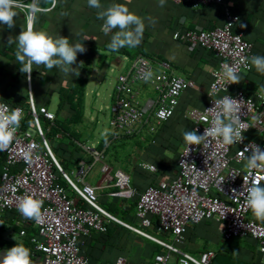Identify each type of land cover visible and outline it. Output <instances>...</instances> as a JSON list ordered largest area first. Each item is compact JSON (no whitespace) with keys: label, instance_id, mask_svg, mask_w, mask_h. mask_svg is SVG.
I'll return each mask as SVG.
<instances>
[{"label":"built area","instance_id":"2783aa9c","mask_svg":"<svg viewBox=\"0 0 264 264\" xmlns=\"http://www.w3.org/2000/svg\"><path fill=\"white\" fill-rule=\"evenodd\" d=\"M170 1L185 3L193 9L208 3L222 5L224 21L221 25L175 30L171 37L183 43L188 52L201 48L216 59L210 71L211 79L204 105L184 110L191 130L202 135L211 126L213 118V113L207 110L214 107L215 100L229 95L240 102L238 116L248 126L242 132L244 139L226 147L214 138H209L207 143L201 145L188 146L184 141L176 155L175 175L170 179L151 182L138 194L133 211L138 226H133L104 210L96 202L95 192L98 187H112L108 195L131 198L134 190L129 184L128 175L119 169L113 170L104 159L102 150L93 147H85V150L100 162L101 177L97 185L84 180L89 165L81 158L70 166H75V171H64L54 157L38 120L39 116L51 120L53 113L44 106H35L28 91V112L32 117V125L23 129L19 127L9 148L0 151L3 157L0 169V221L5 212H13L20 226L17 232L20 238L26 236L24 227L27 223L33 227L28 240L40 252L42 264H109L100 261L90 263L80 251L79 238L88 236L91 231L104 232L110 221L161 247L159 252L153 254L150 264H210L214 251L208 249L193 255L178 247L184 243L189 226L209 219L221 222L222 240L249 237L256 242V251L264 255V222L253 216L245 200L246 189L253 180L260 179L264 185V170L250 172L245 167L246 161L239 155L250 144L259 145L264 150V91L258 88L252 95H247L241 89H232V84L225 85L226 92L221 88L215 94L212 90L223 63L238 66L239 72L249 70L238 62L241 57L250 58L251 43L233 30L238 17L224 0ZM25 18L28 25L26 12ZM149 70L153 75L145 81L142 75ZM28 75L25 73L27 81ZM193 86L191 79L175 75L167 62L136 53L129 66L116 76L112 86L108 120L112 137L153 135L161 123L171 116L180 93ZM143 89L152 92L145 102L139 100ZM0 103L10 109L23 110L21 105H11L1 98ZM249 129L255 131L258 139L246 136ZM31 145H35L32 149L33 158L28 161L23 153ZM250 154L251 148L244 153L245 156ZM137 165L155 172L145 167L153 164L139 161ZM59 177L65 180L67 187L60 184ZM26 195L43 201V223L25 219L19 212V201ZM152 219L155 220L154 225ZM147 228H152L161 237L148 233L145 230ZM112 264H125V261L117 257Z\"/></svg>","mask_w":264,"mask_h":264},{"label":"crops","instance_id":"0c3cea01","mask_svg":"<svg viewBox=\"0 0 264 264\" xmlns=\"http://www.w3.org/2000/svg\"><path fill=\"white\" fill-rule=\"evenodd\" d=\"M224 2L238 17L233 30L251 43L250 57L264 56V0H224ZM23 3L27 4L31 1L23 0ZM100 3L105 9L112 4H125L131 12L143 18L145 24L143 38L137 47H125L117 52L109 51L107 45L118 29L105 35L101 31L103 21L97 19L98 9L89 7L87 0H40L39 6L47 11L37 13L34 24V30L47 32L53 37L68 38L70 44L81 42L86 48L84 53H77L76 62L71 65L79 74L83 68L88 73L84 86L83 107L87 95L96 91L95 86L87 89L90 79L93 77L94 81H100L98 83L101 84V76H104L109 68L119 71L122 61L136 53L153 60L167 62L175 75L191 79L194 83L193 87L186 88L180 93L171 116L161 123L155 134L123 139L116 144L119 146L113 149L114 156H110L111 163L114 169H119L128 175L129 184L134 190L133 196L129 199L112 196L109 198L108 192L113 189L112 187L96 189L98 203L104 210L125 223L138 226L134 212L130 218L123 213L131 208L134 211L135 199L148 184L157 179H170L175 175V159L184 142L183 132L191 131V123L185 117L184 110L188 107L201 108L204 105L206 90L211 79L210 71L216 64V59L209 51L195 48L188 52L183 43L173 39L171 34L175 30L186 28L205 29L221 25L224 21L223 10L219 3H208L193 9L185 3H175L170 0H165L163 7L159 6V0H100ZM16 11L18 15L14 18L15 24L12 28L0 23V95L12 103H23L24 96L29 91L33 103L45 108L54 96L55 110L58 87L69 85L76 74L74 72L65 75L55 67L49 70L43 65H33L30 79L28 81L25 79L19 69L21 65L15 57L17 45L8 42L9 37L14 40L21 31L27 30L24 12L21 9ZM241 25L245 26L241 27ZM239 74L241 81L232 84V89H241L247 95H252L258 88L264 89V74L257 72L251 65L250 70L241 71ZM110 94L111 91L108 93L109 98ZM151 96L152 92L149 89H143L139 100L145 102ZM62 112L67 115L66 112ZM246 136L258 139L253 129H249ZM77 155L81 157L80 153ZM139 161L154 164L156 171L149 172L139 167L137 165ZM97 184L98 181L93 185ZM208 222L214 225L212 236L209 232L211 230L208 229L207 232L206 228L199 226ZM221 226V222L215 219L189 226L184 243L181 244L184 248L181 250L196 253L211 250L205 246V241L213 238L216 243L222 242ZM108 227L113 231L114 239L101 240L100 235L95 232L88 237L80 238V250L89 260L111 264L117 257H122L125 264H150L153 254L161 249L152 240L122 228L118 223L109 222ZM19 229L14 213L5 212L0 221V260L8 249L15 244H22L30 249L33 264H42L40 252L35 250L28 240V236L33 233V227L29 223L25 225L24 238L18 237ZM145 230L157 237L152 228ZM229 250L240 261L248 264H264V255L256 254L251 243L234 245ZM215 256L216 254L210 264L214 263ZM221 261L222 264H231V259Z\"/></svg>","mask_w":264,"mask_h":264},{"label":"clouds","instance_id":"9594fccd","mask_svg":"<svg viewBox=\"0 0 264 264\" xmlns=\"http://www.w3.org/2000/svg\"><path fill=\"white\" fill-rule=\"evenodd\" d=\"M87 2L89 7L98 9L97 19L103 21L101 31L105 35L118 29L111 36L110 43L107 45L109 51L117 52L125 47L135 48L141 43L145 28L144 20L131 12L125 4L116 3L105 9L100 0H87ZM164 4L165 0H159V6L163 7ZM39 5L40 0H31V3L27 4L23 3V0H0V23L7 25L8 28H12L15 24L14 18L18 15L16 9L26 10L27 30L21 31L14 40L10 37L8 40L9 43L17 45L15 57L21 65L20 72L29 74L28 79H30L33 65H43L49 70L54 67L58 68L65 75L74 72L79 75V72L71 65L76 62L77 53H84L86 48L81 42L70 44L68 38L53 37L47 32L34 30L36 14L47 11ZM244 26L241 25V27ZM238 63L249 70L251 65L257 72L264 74V56L241 57ZM152 75V71L149 70L143 73L142 78L148 81ZM240 81L239 67L223 63L212 90L215 94H218L221 88L226 92V84H237ZM240 109V102L229 95L215 100L214 107L207 110L213 113L211 126L205 129L202 135H198L196 130L184 131L185 143L188 146L201 145L207 143L209 138H214L220 141L221 146L226 147L242 142L244 139L242 132L247 130L248 126L238 116ZM22 119L23 110L21 108L10 109L7 105L0 103V151L7 150L15 140ZM103 135L105 138L107 137V130ZM34 147L35 145H31L24 151L23 155L26 160H32ZM249 148H251V154L245 156L244 153L248 152ZM239 155L246 161L245 167L250 172L257 169L264 170V150H261L259 145L250 144L240 151ZM145 167L156 171L154 164L145 165ZM235 175L238 174H233V176ZM246 193L247 207L251 209L257 220L264 222V185L261 184L260 179L253 180L248 185ZM42 207L43 201L31 195L24 196L18 204V210L22 216L37 223L44 221ZM0 264H33L30 249L22 244H15L14 247L8 249L3 259L0 260Z\"/></svg>","mask_w":264,"mask_h":264},{"label":"trees","instance_id":"16d2710c","mask_svg":"<svg viewBox=\"0 0 264 264\" xmlns=\"http://www.w3.org/2000/svg\"><path fill=\"white\" fill-rule=\"evenodd\" d=\"M21 10L24 12V15H25L26 10L25 9H21ZM132 56H133V54L131 55V57ZM87 74H88L87 71L83 68L81 70L80 74L76 75L72 79V81L69 85L58 87V89L56 91L57 105H56V108H55L54 113H53V118L51 120H47V119H44L42 116H39L42 118L43 122L46 124V127H45V133L46 134L44 135V131L42 130L43 135H44V137H46L48 139L53 153L55 152V154L61 158V160H58V163L60 164L61 168L64 171H65V169L69 168L72 165V163H74V161L81 158L80 156L77 155V153H81V152L87 153L86 150L79 148V146H78L79 143L78 144L76 143V142H78V132H76L75 130H73L71 128L72 124L80 123L83 119V95H84V86H85ZM23 75L25 77V73H23ZM0 98L3 101H6L7 103H9L11 105L19 104L22 106V108H23V119L20 121V128L23 129V128H27L30 125H32L31 124L32 117L28 112L27 93L24 96L23 103H19V102L18 103H12V102L6 100L1 95H0ZM60 111L66 112L67 115H65L64 117L61 116L59 114ZM57 133H60L61 136L66 137L68 139L71 147L67 146L66 143H64L63 141L57 140L56 139ZM143 135L144 136H146V135L150 136L149 134H143ZM126 138H134V137L120 136L118 138H114V137H112V133H108L107 137L105 138V136H103L97 142V144L94 145L93 148L95 150H102L103 154L104 153L107 154L108 156L105 158V160L108 163H110V161L112 160L110 158V156L111 157L114 156L113 155V149L116 146L117 147L119 146L116 144L119 141L126 139ZM114 142H116V143H114ZM2 162H3V157L0 154V169L2 166ZM59 182L64 187H67L65 180H63L60 177H59ZM116 198H118V197H116ZM119 199H123V198H119ZM135 201H136V199H135ZM134 205H135V202H134ZM110 222H112V221H110ZM152 223H153V225L155 224L154 219H152ZM123 227L124 226H122V228ZM124 228H126V227H124ZM128 230H130V229H128ZM94 232L95 231H91L88 236H90ZM95 233H98L100 235L101 240H106V238L114 239V237H115V235L113 234V231L111 229H109L108 223H107L106 230L104 232H95ZM156 235L160 236L157 233H156ZM88 236H82V237H88ZM119 237L120 236H118V238ZM80 238H79V240H80ZM225 242H229L231 244V245L229 244V246H230L229 248L226 247V249H227L226 251H230L229 249L232 246L238 245L240 243H251V244H253L255 253L260 255L256 251V242L249 237L231 238L228 240H222V243H225ZM79 243H80V241H79ZM160 250H158L156 252H159ZM81 253L83 254V252H81ZM214 255H215V253H214ZM88 261L90 263L98 262V261H91L89 259H88ZM100 262H104V261H100ZM210 263H211V261H210ZM231 264H248V263H245V262L240 261L239 259L233 257V258H231Z\"/></svg>","mask_w":264,"mask_h":264},{"label":"rangeland","instance_id":"374dc122","mask_svg":"<svg viewBox=\"0 0 264 264\" xmlns=\"http://www.w3.org/2000/svg\"><path fill=\"white\" fill-rule=\"evenodd\" d=\"M131 58L132 57L124 59L122 61V66L119 71L109 68V70L106 71V74L104 76H101L102 78L101 84L98 83L100 81L98 82L94 81L93 77L90 79L91 81L88 82L87 89L90 88V86H95L96 91L91 94L89 93L87 97L84 99V107H83L84 117L82 121L80 123L71 125V128L75 130L76 132H78V142L76 143L77 144L79 143L78 144L79 148H82L85 150V147H91V145H96L97 142L104 136L103 131L105 130L111 131V128L108 126L109 106L111 104V99L109 98L108 93L112 91L111 88L113 86L116 76L119 73L123 72L129 66L131 62ZM34 105L38 106L37 103H35ZM47 110L54 113V96H52L50 103H48ZM59 114L63 117L65 116V114L62 111H60ZM38 120H39L40 127L44 131V135H45L46 134L45 133L46 124L43 122L41 117H39ZM57 134H58L56 136L57 140L63 141L64 143H66L67 146L71 147L66 137L61 136L60 133H57ZM46 141L50 147V144L47 138H46ZM87 153L88 154H85L84 152L80 153L86 165H89V169L87 170L85 174L84 180L88 182L89 184L93 185L96 181H99L101 177V173L99 171L100 162L97 160H94L88 151ZM54 154L55 152L53 153V155ZM103 155H104V159L108 156L105 153ZM54 157L57 159V161L61 160V158L57 156L56 154L54 155ZM109 164L113 166L111 161ZM75 169L76 167L72 166V167L65 169V171L68 173L69 171H72V172L75 171ZM112 169L114 170V166L112 167ZM70 176H72V173L70 174ZM108 197L110 198L111 196H108ZM96 202L97 203L99 202L98 199L96 200ZM123 214H126V216H129L130 218L131 216H133V209L131 208ZM204 221H208V220H204ZM199 226L202 228H206L207 232H208V229L211 230L209 231L211 232L210 236L213 235L212 229H214V225L211 222H208L207 224L199 225ZM157 237H161V236H157ZM229 244H230L229 242L222 243L221 241H218V243H216L213 240V238L207 239L205 241V246H207L208 248H211V250L214 251V253L216 254L213 264H222V261H221L222 259L228 260L234 257L233 254H231L229 251H226L227 250L226 247L227 248L230 247ZM178 247L180 249H183L184 245H179ZM187 252L193 255L196 254V252H191V251H187Z\"/></svg>","mask_w":264,"mask_h":264},{"label":"water","instance_id":"95a60500","mask_svg":"<svg viewBox=\"0 0 264 264\" xmlns=\"http://www.w3.org/2000/svg\"><path fill=\"white\" fill-rule=\"evenodd\" d=\"M27 27H28V25H27Z\"/></svg>","mask_w":264,"mask_h":264}]
</instances>
